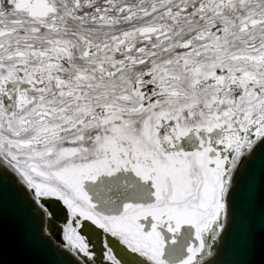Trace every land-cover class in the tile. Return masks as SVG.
Segmentation results:
<instances>
[{
	"label": "snow or ice",
	"instance_id": "snow-or-ice-1",
	"mask_svg": "<svg viewBox=\"0 0 264 264\" xmlns=\"http://www.w3.org/2000/svg\"><path fill=\"white\" fill-rule=\"evenodd\" d=\"M257 156L264 0H0V171L78 264H207Z\"/></svg>",
	"mask_w": 264,
	"mask_h": 264
},
{
	"label": "water",
	"instance_id": "water-1",
	"mask_svg": "<svg viewBox=\"0 0 264 264\" xmlns=\"http://www.w3.org/2000/svg\"><path fill=\"white\" fill-rule=\"evenodd\" d=\"M8 172L4 176L0 171V264H78L45 233L47 225L61 239V225L49 226L47 217L42 224L20 191L26 186L11 169ZM225 232L207 264H264V161L259 156L247 165L236 193L234 219Z\"/></svg>",
	"mask_w": 264,
	"mask_h": 264
},
{
	"label": "bare ground",
	"instance_id": "bare-ground-1",
	"mask_svg": "<svg viewBox=\"0 0 264 264\" xmlns=\"http://www.w3.org/2000/svg\"><path fill=\"white\" fill-rule=\"evenodd\" d=\"M219 242H220V239L216 242L217 246H218ZM66 248H67V247H66ZM215 251H217V250L213 249L212 255L206 257V261H207V262H208V260H210V259H212V258L214 257V255H215Z\"/></svg>",
	"mask_w": 264,
	"mask_h": 264
},
{
	"label": "rangeland",
	"instance_id": "rangeland-1",
	"mask_svg": "<svg viewBox=\"0 0 264 264\" xmlns=\"http://www.w3.org/2000/svg\"><path fill=\"white\" fill-rule=\"evenodd\" d=\"M65 245L67 246V242L65 241Z\"/></svg>",
	"mask_w": 264,
	"mask_h": 264
}]
</instances>
